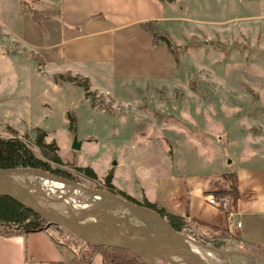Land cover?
<instances>
[{"label": "crops", "instance_id": "obj_1", "mask_svg": "<svg viewBox=\"0 0 264 264\" xmlns=\"http://www.w3.org/2000/svg\"><path fill=\"white\" fill-rule=\"evenodd\" d=\"M172 4L159 0H57L54 5L51 0H19L11 20L0 18V28L30 55H18L20 69L10 71L9 76L10 83L21 85L17 94L23 106H28V95L40 81L42 91L52 99L55 92L71 85L56 81L59 74L85 77L91 91L110 97L113 91L102 85H128L129 91L135 80H171L175 71L172 57L163 44L152 45L139 23L154 21L158 30L169 35L168 23L178 20L171 15ZM7 59L0 55L1 63ZM186 89L192 96L182 108L178 98L177 115L166 105L156 119L160 127L155 139L167 158L164 165L135 164L134 185L125 189L119 182L120 173L110 168L111 184L135 201L145 199L182 217L195 237L224 233L235 241L254 244L264 258V122L245 118L230 128L221 123L211 131L200 118V89ZM10 94L0 87L1 101L9 100ZM69 107L63 103V109ZM91 108L104 112L98 106ZM130 115L132 124L139 121ZM118 117L126 121L125 116ZM145 131L134 135L143 143H147ZM175 154L176 161L172 159ZM103 176L96 175L97 179ZM231 187L234 194L226 192ZM222 191L223 196L215 195ZM221 198H226L225 209L220 207ZM228 212L233 213L230 229ZM59 254L43 231L0 236V264H47L58 260Z\"/></svg>", "mask_w": 264, "mask_h": 264}, {"label": "rangeland", "instance_id": "obj_2", "mask_svg": "<svg viewBox=\"0 0 264 264\" xmlns=\"http://www.w3.org/2000/svg\"><path fill=\"white\" fill-rule=\"evenodd\" d=\"M18 1L0 0V18L11 20ZM56 1L51 3L55 5ZM170 12L178 20L168 23L169 37L180 49L176 62L170 55L175 65L172 79L135 80L129 91L128 85H102L113 91L111 97L97 94L89 87L88 91L94 93V106L104 112L91 108L83 91L72 83L50 98L42 91V81L28 95V106L24 107L17 94L21 85L10 83L9 76L10 71L20 69L18 55H30L0 28V55L8 57L6 63L0 62V87L11 93L9 100H0V134L11 136L5 128L9 127L17 136L28 133L32 138L35 128L42 129L46 133L44 142L57 146V154L64 163L89 166L98 177L114 168L120 173L119 182L125 189L134 185L131 175L135 164L164 165L167 158L158 147L161 142L155 139L160 127L156 119L161 118L166 105L172 108L170 113L177 115L178 98L182 108L188 96H192L191 91L186 93V88L200 89V118L211 131L221 123L230 128L245 118L249 122H264V0H174ZM63 103H69V110L62 108ZM126 105L130 107L125 109ZM68 111L75 117L74 133L67 129ZM130 114L141 123L132 124ZM118 115L125 116L126 121H121ZM150 127L155 131L149 134L145 129ZM139 131L147 132V143L134 136ZM73 138L79 144L76 150L70 148ZM227 149L230 151L231 147ZM172 156L176 161V154ZM187 161L192 165L190 159ZM43 232L61 240L52 229ZM66 239L69 236H64L63 240ZM234 246L226 249H235ZM66 248L61 249L63 253L56 259L67 258ZM152 259L156 264H172L168 258L152 256ZM89 264H102L100 256L94 255Z\"/></svg>", "mask_w": 264, "mask_h": 264}, {"label": "water", "instance_id": "obj_3", "mask_svg": "<svg viewBox=\"0 0 264 264\" xmlns=\"http://www.w3.org/2000/svg\"><path fill=\"white\" fill-rule=\"evenodd\" d=\"M72 139L70 148L78 149ZM0 196L93 246L123 248L144 264L152 256L172 264H264L262 256L220 249L171 228L155 211L98 188L37 168H0Z\"/></svg>", "mask_w": 264, "mask_h": 264}, {"label": "trees", "instance_id": "obj_4", "mask_svg": "<svg viewBox=\"0 0 264 264\" xmlns=\"http://www.w3.org/2000/svg\"><path fill=\"white\" fill-rule=\"evenodd\" d=\"M159 1L171 3L174 0ZM139 25L150 36L152 45H156L158 43L163 44L176 62V52L180 49L172 44L168 33L165 30H158L155 27L154 21H144L139 23ZM54 79L56 81H67L79 87L83 91L84 96L89 100L90 106H94V93L88 91L89 85L85 77L59 74L56 75ZM66 120L68 131L74 133L75 117L72 111H68L66 113ZM5 128L11 136H3L0 134V168H37L53 175L74 181L86 187H93L96 183L100 189L155 211L169 223L172 229L189 235L197 240V237L191 235L188 230L187 222L182 217L168 213L164 208L158 206L156 203L148 202L145 199L138 202L125 193L116 190L111 184V170H108L100 181L97 179L94 171L89 166H73L71 164L64 163L57 154V146L54 143L44 142L43 139L46 136L44 130L35 128L34 135L30 138L28 133H23L21 136H17L12 129L9 127ZM233 190V187H231L226 192L234 194ZM224 194L225 191L215 193V195L219 196H223ZM46 229H52L53 231L58 232V238L61 239L60 241L50 235L49 238L60 253H63L61 250L62 248L67 247L66 250L69 254V257L67 256L64 261L52 260L48 261L47 264H89L94 255L100 256L102 264H144L138 257L126 249L86 244L76 238L65 228L49 223L44 218L33 213L7 196H0L1 237L24 235L30 232L45 231ZM62 232L66 233L62 234ZM64 236H69V239L63 240ZM205 239L206 240L198 241L220 249L231 248L232 246L237 245L236 248L241 251L263 256L260 249L254 244L235 241L233 238L223 233L210 235ZM68 244L70 247H68Z\"/></svg>", "mask_w": 264, "mask_h": 264}, {"label": "built area", "instance_id": "obj_5", "mask_svg": "<svg viewBox=\"0 0 264 264\" xmlns=\"http://www.w3.org/2000/svg\"><path fill=\"white\" fill-rule=\"evenodd\" d=\"M226 198H221L220 199V207L224 208L226 207ZM226 220H227V223H228V229H230L231 227V223L233 221V213L231 212H228L226 214ZM235 226L238 227L239 226V223H235Z\"/></svg>", "mask_w": 264, "mask_h": 264}]
</instances>
